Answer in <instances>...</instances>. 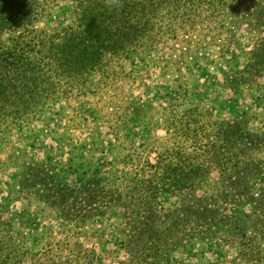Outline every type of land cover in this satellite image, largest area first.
<instances>
[{"label":"trees","instance_id":"obj_1","mask_svg":"<svg viewBox=\"0 0 264 264\" xmlns=\"http://www.w3.org/2000/svg\"><path fill=\"white\" fill-rule=\"evenodd\" d=\"M61 1L71 2L73 21L57 29L41 27ZM203 24L225 29L229 43L240 29L252 35L246 65L227 83L240 94L263 87L264 0H0V146L48 105L92 90V78H104L114 62ZM188 114L191 125L196 115ZM251 119L244 111L213 121L205 133L183 131L193 143L190 150L159 153L155 162L137 164L114 182L99 167L81 184L61 181L47 161L28 162L19 187L35 192L76 230L115 211L116 244L127 255L121 264H168L177 251L200 244L210 252L236 249L232 264H262L264 129H252ZM165 196L176 198V206H161ZM5 231L0 229V264L91 259V249L79 241L68 238L34 252Z\"/></svg>","mask_w":264,"mask_h":264},{"label":"rangeland","instance_id":"obj_2","mask_svg":"<svg viewBox=\"0 0 264 264\" xmlns=\"http://www.w3.org/2000/svg\"><path fill=\"white\" fill-rule=\"evenodd\" d=\"M70 3L61 1L40 26L57 29L73 21ZM178 34L156 49L114 62L104 78H92V90L48 105L0 146L3 234L14 233L15 243L34 252L48 251L69 238L72 244L85 243L93 253L91 259L80 258L73 264H121L127 255L116 244L118 214L96 217L76 230L35 192L19 187L28 162L48 161L58 179L72 184L83 183L96 167L114 182L137 164L155 162L159 153L177 147L190 150L193 143L182 135L188 129L204 132L213 121L232 119L244 111L251 113L252 129H264V86L240 94L227 83L235 70L246 65L252 35L240 29L229 43V32L207 24ZM188 113L196 115L191 125ZM259 156L264 158V152ZM177 203L169 196L159 201L165 208ZM202 247L177 251L168 264H232L239 254L233 248L210 252Z\"/></svg>","mask_w":264,"mask_h":264}]
</instances>
